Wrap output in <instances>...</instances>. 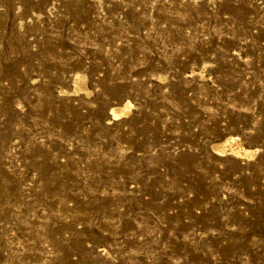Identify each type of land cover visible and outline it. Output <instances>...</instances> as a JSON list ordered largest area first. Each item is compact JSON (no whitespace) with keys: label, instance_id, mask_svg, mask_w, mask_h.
Returning a JSON list of instances; mask_svg holds the SVG:
<instances>
[{"label":"rangeland","instance_id":"1","mask_svg":"<svg viewBox=\"0 0 264 264\" xmlns=\"http://www.w3.org/2000/svg\"><path fill=\"white\" fill-rule=\"evenodd\" d=\"M0 264H264V0H0Z\"/></svg>","mask_w":264,"mask_h":264},{"label":"bare ground","instance_id":"2","mask_svg":"<svg viewBox=\"0 0 264 264\" xmlns=\"http://www.w3.org/2000/svg\"><path fill=\"white\" fill-rule=\"evenodd\" d=\"M132 111V104L130 102H126L120 106H114L112 108V114L114 118H121V116L130 115ZM214 150L216 153L220 155L227 154L228 151L235 155L239 156H252L254 154L253 151L249 150L244 146L241 138L235 135L227 136L223 141L218 142L214 145Z\"/></svg>","mask_w":264,"mask_h":264}]
</instances>
